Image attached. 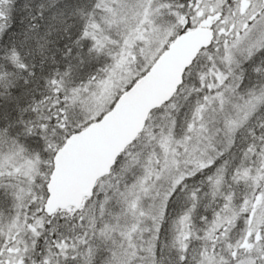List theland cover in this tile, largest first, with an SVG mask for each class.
I'll list each match as a JSON object with an SVG mask.
<instances>
[{"label":"snow or ice","instance_id":"obj_1","mask_svg":"<svg viewBox=\"0 0 264 264\" xmlns=\"http://www.w3.org/2000/svg\"><path fill=\"white\" fill-rule=\"evenodd\" d=\"M0 264H264V0H0Z\"/></svg>","mask_w":264,"mask_h":264}]
</instances>
